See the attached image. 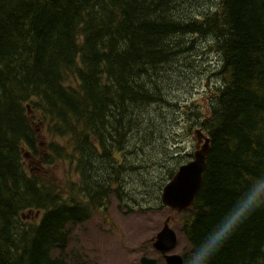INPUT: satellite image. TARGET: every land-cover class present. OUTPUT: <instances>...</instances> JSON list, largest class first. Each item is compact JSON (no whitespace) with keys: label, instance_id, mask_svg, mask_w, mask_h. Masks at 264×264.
<instances>
[{"label":"trees","instance_id":"16d2710c","mask_svg":"<svg viewBox=\"0 0 264 264\" xmlns=\"http://www.w3.org/2000/svg\"><path fill=\"white\" fill-rule=\"evenodd\" d=\"M209 1L0 0V264H68L55 252L69 226L106 215L111 198L132 213L152 194L165 209L161 189L183 161L153 188L143 174L195 127L210 152L176 221L182 258L264 173V0H215L204 14ZM209 52L204 105L167 97ZM213 264H264V210Z\"/></svg>","mask_w":264,"mask_h":264},{"label":"rangeland","instance_id":"374dc122","mask_svg":"<svg viewBox=\"0 0 264 264\" xmlns=\"http://www.w3.org/2000/svg\"><path fill=\"white\" fill-rule=\"evenodd\" d=\"M215 3V0L209 1L206 10L203 6L204 14H209L214 9ZM201 7L198 4L197 8L201 9ZM207 45H210V42L203 39L199 43V50L203 53L206 52L205 46ZM203 62L205 64L198 72L188 74V80L191 81H187L184 86L176 84V86L167 88L165 95L170 96L179 104L188 105L192 102L204 105L208 94H205L207 86L216 84V79L211 76V73L218 66V57L209 52L203 54ZM180 81L184 80L180 79ZM168 128L171 133L177 132V128L171 124ZM192 133L189 138H183L185 141L179 144V149L175 148L176 143L172 142L174 146L171 147L169 157H165L162 160V165L157 167L160 170L150 169L144 172L143 176L148 186L150 185L152 188L158 186L159 177L162 178L166 174L167 169L173 166L175 159L180 157L184 163L188 159L185 155L194 152L195 138ZM172 154L174 156H171ZM140 157L144 158V155ZM144 196L145 198L142 195V199H138L141 204L144 205L151 201L152 206H146V211L138 210L132 213H128L125 207L120 208L117 201L111 198L106 215L95 214L85 223L69 226L66 246L63 251H57L55 254L61 253L68 264H141L142 256L156 259L158 264H165L162 257L153 249L151 239L162 229L166 219L170 218L169 225L177 234V246L171 254L182 255L187 243L179 232L176 221L180 215L182 216L183 211L175 214L167 208L158 210L159 206L152 203L154 196L152 194Z\"/></svg>","mask_w":264,"mask_h":264},{"label":"water","instance_id":"95a60500","mask_svg":"<svg viewBox=\"0 0 264 264\" xmlns=\"http://www.w3.org/2000/svg\"><path fill=\"white\" fill-rule=\"evenodd\" d=\"M196 144L192 159L178 167L173 177L163 186L160 194L161 204L169 211L180 213L192 207L195 197L202 186V176L206 168V160L210 152V138L202 128L194 131ZM167 218L162 229L153 238L152 246L163 254L166 264H182V257L169 254L177 245V235L170 227ZM141 264H157L148 257H141Z\"/></svg>","mask_w":264,"mask_h":264},{"label":"clouds","instance_id":"9594fccd","mask_svg":"<svg viewBox=\"0 0 264 264\" xmlns=\"http://www.w3.org/2000/svg\"><path fill=\"white\" fill-rule=\"evenodd\" d=\"M259 210H264V173L249 179L218 221L185 252L182 264H213L226 244Z\"/></svg>","mask_w":264,"mask_h":264},{"label":"bare ground","instance_id":"6f19581e","mask_svg":"<svg viewBox=\"0 0 264 264\" xmlns=\"http://www.w3.org/2000/svg\"><path fill=\"white\" fill-rule=\"evenodd\" d=\"M199 128H201V127H195V129L193 130V131H195V130H197V129H199ZM193 134V133H192ZM195 138V137H194ZM195 140V139H194ZM196 141V140H195ZM194 146V145H193ZM191 155V154H190ZM191 158V157H190ZM176 171V170H175ZM168 182V181H167ZM162 190V189H161ZM159 202H160V199H159ZM161 207V206H160ZM188 210V209H187Z\"/></svg>","mask_w":264,"mask_h":264},{"label":"flooded vegetation","instance_id":"af4514ba","mask_svg":"<svg viewBox=\"0 0 264 264\" xmlns=\"http://www.w3.org/2000/svg\"><path fill=\"white\" fill-rule=\"evenodd\" d=\"M156 260V259H155ZM157 261V264H158V260H156Z\"/></svg>","mask_w":264,"mask_h":264}]
</instances>
